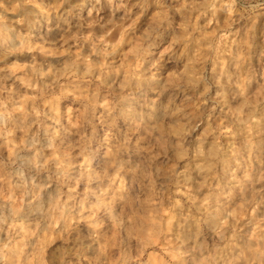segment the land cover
<instances>
[{"label": "rangeland", "instance_id": "obj_1", "mask_svg": "<svg viewBox=\"0 0 264 264\" xmlns=\"http://www.w3.org/2000/svg\"><path fill=\"white\" fill-rule=\"evenodd\" d=\"M196 2L151 0L146 10L145 29L159 21L160 13L174 14L181 42L168 51L172 43L170 37L152 56V64L162 65L163 69L146 102L159 103L158 91L162 93L161 99L178 94L179 104L173 108L183 107L193 116V123L200 124L195 136L206 139L205 150L217 145L225 159L218 157L214 167L200 172L195 156L191 168L186 161L175 157L171 162L165 156L156 157V167L161 168L164 175L156 178L155 190L160 191L163 187L164 191L157 198L151 190H145L142 200L149 226L159 223L162 217L165 235L144 252L139 264H175L168 249L175 246L172 234L184 231L176 223L177 211L181 209L186 221L184 228L192 235V246L203 243L217 256L213 259L210 255L206 264H264V152L257 149V145H264V123L252 129H230L226 125L234 117L229 114V108L225 107L221 113L220 108L207 98L211 95L214 100L218 91H224L225 97L232 101L229 107L236 110L241 104L236 103L235 92L243 89L253 99L264 96L261 92L264 82L247 80L255 68L264 67V9L235 23L229 29L232 34L228 35L224 31L226 17L217 14V20L213 21L211 14L201 16L189 8ZM46 3L49 7L55 6L53 30L48 31V17L45 16V27L34 29L29 41L32 47L14 55L0 52V100L4 102V107L0 108V130H3L0 134L16 129L29 109L33 110L34 116L41 109L44 113L40 117L43 125L33 126L27 139L22 129L14 132L15 141L22 140L23 144L15 163L6 169L11 176L7 180L0 178V202L8 201L15 206L19 202L10 200L9 194L19 196L15 185L25 182L32 174L33 160L39 153L52 155L49 144L56 149L66 146V138L70 135L66 128H75V124L70 123L74 111L70 101L76 102L80 98L68 96L75 86L86 94L85 101L87 95L96 90L90 81L99 84L102 75L108 81L118 82L115 84L117 92L134 95L144 87V82L136 79L135 74L143 71L148 57L138 53L133 46L139 34L125 33L127 14L135 13L133 19L138 23L145 19V9L136 6L135 0H46ZM7 16L10 19L0 25L6 33L0 35V42L7 41L9 46H15L19 40L14 38L9 27L18 29L20 25H12L14 11ZM56 16L63 20L59 27ZM106 33H109L106 42L113 46L111 52L100 44ZM94 51L99 54L94 55ZM89 70L91 77L86 75ZM225 70L235 74L227 88L222 87L228 84L227 77L222 76ZM201 74L213 78L211 90L200 80ZM194 80L199 82L193 85ZM125 84L127 87H121ZM110 91L111 87H103L101 94L107 95ZM53 106L61 117L54 130L48 128L52 121L44 118L52 114ZM213 108L220 118L210 122L203 110L211 112ZM172 119L176 117L170 115L169 120ZM234 131L236 135H232ZM3 140L0 138V144L6 143ZM10 153V148H0V167L7 164ZM26 159L31 162L27 163ZM189 173L196 177L194 186ZM173 205H179V208ZM25 211L16 217L18 221H31ZM11 215L0 208V218ZM185 264H188L187 257Z\"/></svg>", "mask_w": 264, "mask_h": 264}, {"label": "clouds", "instance_id": "obj_2", "mask_svg": "<svg viewBox=\"0 0 264 264\" xmlns=\"http://www.w3.org/2000/svg\"><path fill=\"white\" fill-rule=\"evenodd\" d=\"M150 4L151 0H135L136 6L145 9L143 21L138 23L133 19L135 13H129L125 18L128 24L125 33L139 34L138 40L133 41L135 50L148 57L143 71L135 74L136 79L144 82V87L134 95L117 92L115 84L118 82L108 81L102 75L99 84L90 81L96 90L87 95L86 101L83 99L86 94L78 90L79 86L68 93V96L80 98L76 102L70 101L74 109L70 123H74L75 128H66L70 133L66 146L56 149L49 144L52 155L39 153L33 160L32 174L25 182L15 185L19 196L9 194V199L14 203L18 201L19 207L14 208L10 217L0 218V264H139L144 252L156 239L165 235L162 217L159 223L149 226L142 200L145 190H151L157 198L164 191L163 187L160 191L155 190L156 178L164 175L163 170L156 167V157L165 156L169 162L175 157L186 161L191 168L192 157L195 156L200 172L214 167L218 157L225 159L224 152L217 145L205 150L206 139L195 136L200 124L193 123V116L187 114L183 107L173 108L179 104L178 94L161 99L162 93L158 91L159 103L146 102L163 69L162 65L152 64V56L167 44L170 37L172 43L168 51L181 42L174 14L160 13L159 21L145 29L146 10ZM189 8L201 16L211 14L213 21L217 20V14L223 15L227 19L224 31L231 35L229 29L235 23L258 14V9H264V0H197ZM54 10L55 6L49 7L46 0L39 3L36 0H0V25H5L10 19L7 16L10 11L15 12L12 25H20L18 29L9 27L19 43L9 46L7 41H2L0 52L14 55L27 51L32 47L29 41L34 29L45 27V16L48 17V31L53 30ZM55 21L57 27L63 23L61 16H56ZM5 34L0 29V35ZM107 35L109 33L101 37L100 44L111 52L113 46L106 42ZM93 54L99 53L94 51ZM86 75L91 77V70ZM234 75L225 70L222 76L227 77L228 84L222 87L230 86ZM200 80L208 90L213 88L212 77L201 74ZM247 80L264 82V67L255 68ZM198 82L194 80L192 84ZM103 87H111V91L102 95ZM261 92L264 93V83H261ZM235 96L236 103L241 104L236 110L229 107L232 101L225 97L224 91H218L214 100L211 95L207 97L220 108L221 113L225 107L229 108L234 119L226 126L242 130L264 123V96L253 99L243 89L235 92ZM3 107L4 102L0 100V108ZM203 112L207 113L210 122L220 118L215 108L211 112L208 109ZM170 115L176 119L169 120ZM42 116V109L36 111L35 116L29 109L16 129L0 137L6 141L0 144V148L11 149L7 164L0 167V178L7 180L11 176L6 169L15 163L23 144L22 140L15 141L14 132L22 129L27 139L33 126L43 125ZM44 118L52 121L48 128L53 130L61 120L55 106L52 114ZM236 134L235 131L232 133ZM257 149L264 152V145H257ZM189 176L194 186L196 177L191 173ZM173 207L179 208V205ZM25 208L31 221H18L16 217ZM176 223L184 231L172 234L175 246L169 247L168 251L175 264H185V257L188 264H206L210 255L217 258L203 243L192 246V235L184 228L186 221L182 209L177 211ZM221 238L224 239L223 235Z\"/></svg>", "mask_w": 264, "mask_h": 264}, {"label": "bare ground", "instance_id": "obj_3", "mask_svg": "<svg viewBox=\"0 0 264 264\" xmlns=\"http://www.w3.org/2000/svg\"><path fill=\"white\" fill-rule=\"evenodd\" d=\"M3 135H5V133L4 134H0V137H3ZM1 140H3V138H1ZM4 141V140H3ZM26 162L27 163H29V162H31V160L30 159H26ZM19 205H13V204H10V202H8V201H4V202H0V208H3V209H6L7 211H8V213H10V214H12L13 213V210H14V208H16V207H18ZM23 210H26L25 212H28V209L27 208H25V209H23Z\"/></svg>", "mask_w": 264, "mask_h": 264}]
</instances>
